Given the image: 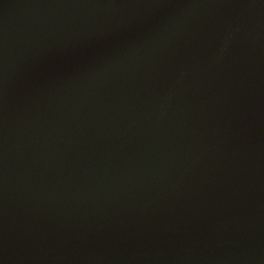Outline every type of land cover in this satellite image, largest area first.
<instances>
[{"label":"water","instance_id":"water-1","mask_svg":"<svg viewBox=\"0 0 264 264\" xmlns=\"http://www.w3.org/2000/svg\"><path fill=\"white\" fill-rule=\"evenodd\" d=\"M0 264H264V0H0Z\"/></svg>","mask_w":264,"mask_h":264}]
</instances>
